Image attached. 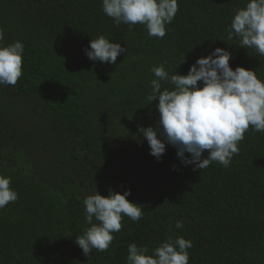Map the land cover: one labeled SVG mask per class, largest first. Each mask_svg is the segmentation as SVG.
Masks as SVG:
<instances>
[{"label": "trees", "instance_id": "trees-1", "mask_svg": "<svg viewBox=\"0 0 264 264\" xmlns=\"http://www.w3.org/2000/svg\"><path fill=\"white\" fill-rule=\"evenodd\" d=\"M247 2L178 0L157 38L140 24L117 28L102 0H0L4 46H24L22 76L0 86V175L18 193L0 209V264H126L130 243L151 255L168 237L192 241L189 264H264V132L250 128L228 167L200 171L168 144L158 161L138 133L159 120L158 100H147L154 66L187 75L219 47L233 70L264 80V56L227 39ZM99 36L127 49L115 64L87 57ZM96 190H130L143 217L123 216L109 249L89 257L75 238L90 227L83 200Z\"/></svg>", "mask_w": 264, "mask_h": 264}, {"label": "clouds", "instance_id": "clouds-1", "mask_svg": "<svg viewBox=\"0 0 264 264\" xmlns=\"http://www.w3.org/2000/svg\"><path fill=\"white\" fill-rule=\"evenodd\" d=\"M102 10L117 28L122 23L130 29L140 24L150 37L163 38L166 26L179 9L178 0H102ZM234 37L240 47L254 49L264 56V0H248L245 7L235 12L227 39ZM126 51L120 43L110 42L104 36L91 39L85 49L90 60L110 64H115L117 57ZM23 53L20 41L4 46V31L0 29V86L17 84L22 76ZM230 58L228 50L217 47L211 54L198 58L187 75H170L163 64L152 67L156 78L150 82L147 100L149 105L158 100L155 107L159 120L155 127H139L138 133L146 139L150 154L158 161L168 144L177 149L181 162L194 166V170L200 171L213 162L228 167L250 128L264 132V80L251 69L238 66L233 70ZM161 82L174 88L162 89ZM10 184L11 177L0 175V209L18 199ZM129 195L130 190L123 194L109 190L105 197L96 190L84 198L85 223L90 227L75 238V243L85 256L90 257L93 249L100 252L109 249L113 233L122 228L123 216L133 222L142 219L141 206L130 202ZM183 226L182 221L175 222L177 229ZM192 246L191 240L168 237L149 255L146 246L138 247L133 242L128 245L126 264H189L188 249Z\"/></svg>", "mask_w": 264, "mask_h": 264}]
</instances>
